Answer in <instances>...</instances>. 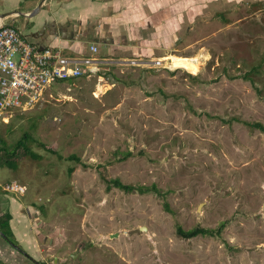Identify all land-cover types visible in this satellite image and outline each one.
<instances>
[{
    "label": "rangeland",
    "instance_id": "1",
    "mask_svg": "<svg viewBox=\"0 0 264 264\" xmlns=\"http://www.w3.org/2000/svg\"><path fill=\"white\" fill-rule=\"evenodd\" d=\"M186 9L174 31H140L146 54L112 32L93 40L109 60L98 73L52 84L0 121L9 148L26 132L37 139L36 158L20 149L17 169L0 167L1 192L30 204L20 223L35 236L22 252L0 235L3 262L264 264V132L249 125L264 123V0ZM28 20L9 22L33 41ZM105 178L164 194L107 189ZM13 180L26 192L2 190ZM178 226L216 234L185 238Z\"/></svg>",
    "mask_w": 264,
    "mask_h": 264
},
{
    "label": "crops",
    "instance_id": "2",
    "mask_svg": "<svg viewBox=\"0 0 264 264\" xmlns=\"http://www.w3.org/2000/svg\"><path fill=\"white\" fill-rule=\"evenodd\" d=\"M23 2L31 5L23 12L30 13L40 0H0V19L11 25L9 20L19 16L28 17L25 24L32 21L29 35L33 41L24 35L23 30H18L29 41L39 47L59 48L70 56L87 54L89 46L95 43L93 40L110 38L106 36L108 32L115 34L114 38H121L123 47L133 49V55L141 52L146 54L148 49H140L136 46L139 44L134 43L140 31L143 28L154 33L174 31L185 21L182 17L187 10V0H48L31 17L8 7ZM7 12L12 13L3 18L2 14ZM2 190L6 191L4 185ZM29 208L30 204H26L19 196L5 195L0 190V210L2 213H11L10 223L15 239L19 244L24 242L33 248L34 231L20 223L25 211L29 213ZM3 264L13 263L4 261Z\"/></svg>",
    "mask_w": 264,
    "mask_h": 264
},
{
    "label": "built area",
    "instance_id": "3",
    "mask_svg": "<svg viewBox=\"0 0 264 264\" xmlns=\"http://www.w3.org/2000/svg\"><path fill=\"white\" fill-rule=\"evenodd\" d=\"M99 51L96 43L89 46L87 54L76 56L65 55L56 47H39L1 18L0 121L6 120L14 109L34 107L52 84L98 73L101 66L109 62ZM152 62L163 65L161 59ZM137 63L147 64L145 61ZM4 189L11 193L26 192V187L17 180L6 183Z\"/></svg>",
    "mask_w": 264,
    "mask_h": 264
},
{
    "label": "trees",
    "instance_id": "4",
    "mask_svg": "<svg viewBox=\"0 0 264 264\" xmlns=\"http://www.w3.org/2000/svg\"><path fill=\"white\" fill-rule=\"evenodd\" d=\"M193 77H196L194 75H191ZM72 81V80H70ZM249 125L253 128H257L264 132V123L260 121L256 122H249ZM37 142V139L30 135L28 132L24 134V136L18 140L11 148L9 146H6L5 140L0 136V167H10L12 169H17L18 163L16 159L14 158L20 149L24 150V153L32 156L33 158H36L37 155L31 150L29 146V142ZM42 146H45L44 143H41ZM50 152L56 153L53 149H48ZM62 157V155H60ZM70 158L75 159L74 156H71ZM73 168H70V173L73 171ZM107 182V189H111L112 187L120 188L126 192H134L138 191L140 193H147V192H155L161 196H163L164 192L158 188L156 184L152 185H134L123 182L120 178H105ZM168 206V204H166ZM12 215L9 212L2 213L0 212V235L12 246L17 245V249H22L21 245L18 243V241L15 239L12 228H11V221ZM223 227V225L221 226ZM221 230V229H220ZM220 230L218 232H220ZM179 235L185 238H192L197 235H215L216 231L209 228L204 227H196L190 230H185L182 226H178L177 229ZM23 252V250H20ZM3 264V262L1 261ZM41 264V263H37Z\"/></svg>",
    "mask_w": 264,
    "mask_h": 264
},
{
    "label": "bare ground",
    "instance_id": "5",
    "mask_svg": "<svg viewBox=\"0 0 264 264\" xmlns=\"http://www.w3.org/2000/svg\"><path fill=\"white\" fill-rule=\"evenodd\" d=\"M172 60H173L175 65H189V66H193L192 67L193 69L197 68L195 63H194V61L196 59H191V58L183 57V56H173Z\"/></svg>",
    "mask_w": 264,
    "mask_h": 264
},
{
    "label": "water",
    "instance_id": "6",
    "mask_svg": "<svg viewBox=\"0 0 264 264\" xmlns=\"http://www.w3.org/2000/svg\"><path fill=\"white\" fill-rule=\"evenodd\" d=\"M48 0H40L38 6L33 10L31 11L30 13H25V12H21V11H17V12H20L21 14H25V15H28V16H33L35 15V13L42 7V5ZM14 12V11H13ZM12 12H7V13H3L2 14V17L5 18L6 16L10 15ZM15 248H17L18 246L17 245H14ZM19 249V248H18ZM20 250H23L20 248ZM35 262H37V260H35Z\"/></svg>",
    "mask_w": 264,
    "mask_h": 264
}]
</instances>
